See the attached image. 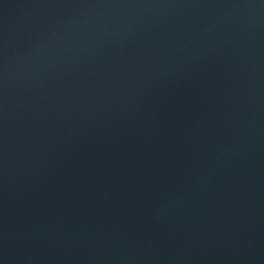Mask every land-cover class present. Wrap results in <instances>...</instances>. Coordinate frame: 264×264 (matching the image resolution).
I'll use <instances>...</instances> for the list:
<instances>
[{"label": "water", "instance_id": "water-1", "mask_svg": "<svg viewBox=\"0 0 264 264\" xmlns=\"http://www.w3.org/2000/svg\"><path fill=\"white\" fill-rule=\"evenodd\" d=\"M0 264H264V0H0Z\"/></svg>", "mask_w": 264, "mask_h": 264}]
</instances>
